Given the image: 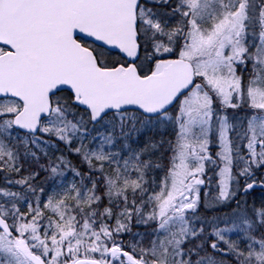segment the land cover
Masks as SVG:
<instances>
[{
  "label": "snow or ice",
  "instance_id": "snow-or-ice-1",
  "mask_svg": "<svg viewBox=\"0 0 264 264\" xmlns=\"http://www.w3.org/2000/svg\"><path fill=\"white\" fill-rule=\"evenodd\" d=\"M0 264H264V0H0Z\"/></svg>",
  "mask_w": 264,
  "mask_h": 264
}]
</instances>
